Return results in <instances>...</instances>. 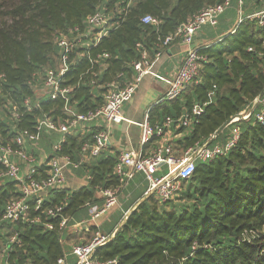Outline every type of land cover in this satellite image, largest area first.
I'll use <instances>...</instances> for the list:
<instances>
[{
  "label": "trees",
  "instance_id": "1",
  "mask_svg": "<svg viewBox=\"0 0 264 264\" xmlns=\"http://www.w3.org/2000/svg\"><path fill=\"white\" fill-rule=\"evenodd\" d=\"M117 1L8 0L1 4L8 9L12 21L9 28L0 29V73L4 76L0 83L1 143H10L19 130L33 132L43 114L56 122L66 119L61 100L36 97L33 89L38 74L57 66L53 35L68 27L83 26L84 18L98 6H112ZM222 1L133 0L119 25L91 50L92 54L106 52L109 57L95 84H90L88 74L73 91L70 103L75 111L85 113L99 107L106 90L103 86L116 74L123 73V79L130 77L129 63L139 56L136 43L147 48L152 57L157 34L173 33L202 7ZM145 14L157 18L160 25L156 28L142 24L140 17ZM227 30L218 33L214 41L198 46L206 61L180 97L186 95L185 112L194 104L200 105L202 112L188 128H179L180 132L186 129L184 136L169 143L180 155L196 143L208 142L211 146L223 142L236 125L239 139L235 147L226 155L196 160L192 175L182 181L174 200L159 203L152 195L146 197L112 237L96 248L94 257L98 260H115L116 264H264V120L249 118L228 125L210 140L219 127L246 109L264 90V25L259 27L244 18L232 31ZM248 47L253 50L248 51ZM87 66L85 58L69 65L64 76L66 83L74 84ZM26 98L30 99V110L23 106ZM13 107L20 115L17 120L11 112ZM180 115L177 112L172 117ZM165 117L152 121L149 115L148 120L151 124L161 123ZM96 130L91 125L66 134L60 154L79 160L81 145L91 141ZM48 136L43 134L40 141ZM57 140L56 134L51 136L49 145ZM154 140L156 137L149 143ZM118 153L108 147L88 163H82L78 168L84 174L81 186L49 191L39 211H30L31 216H40V223L5 225V236L16 234L19 239V243L10 245V263L55 264L63 250L70 251L71 245L65 244V249L60 241L61 217L49 219L43 210L63 204L62 216L74 217L87 203L97 204V188L117 182L114 166ZM18 195L13 181L0 183V212ZM119 219L120 216L111 225L110 233ZM45 222H51L53 228H46ZM95 231L94 226L82 231V236L88 238L84 243L92 239ZM71 260L74 264L73 257L69 263Z\"/></svg>",
  "mask_w": 264,
  "mask_h": 264
},
{
  "label": "built area",
  "instance_id": "2",
  "mask_svg": "<svg viewBox=\"0 0 264 264\" xmlns=\"http://www.w3.org/2000/svg\"><path fill=\"white\" fill-rule=\"evenodd\" d=\"M132 2L133 0H118L112 6L102 4L84 18L83 26H72L54 33L53 43L57 49V66L45 68L41 74H38L33 89L36 97L47 96L51 100H61L67 117L64 121L56 122L43 114L37 119L33 132L26 129L19 130L10 143H1L0 135V183L13 181L19 194L17 198L9 200L0 212L1 236H5L3 229L9 223H40V216H31L30 211H39L49 191L65 187L66 174L70 170L78 169L82 163H88L91 158L97 157L110 146L111 127L122 123L123 105L133 97L141 80L149 73L152 57L148 49L141 43L135 44L139 56L129 63L132 70L130 77L123 79V73H118L113 80L107 82L103 86L106 90L99 107L85 113H78L70 103V98L83 76L89 74L90 84H95L98 76L105 70L104 60L109 55L106 52L92 54L91 50L119 25ZM236 2L240 7L244 0H236ZM230 4L231 0H223L220 3L206 5L189 16L173 33L157 34L154 58L160 57L163 51L177 43L184 46L179 67L159 101H172L179 98L189 84L195 81L206 57L199 53L198 46L193 45L194 38L203 27L217 26L220 16L230 7ZM246 19L253 20L259 27L263 26L264 6L248 14ZM140 22L156 28L160 25V21L149 14L142 15ZM247 50L253 49L248 47ZM82 58L86 59L88 66L80 73L74 84H67L64 76L69 65ZM3 77L0 73V83ZM23 106L26 110L31 109L29 98L24 99ZM11 112L15 120L20 117L15 107ZM201 112L202 107L194 104L190 111L178 117L167 116L161 123L155 124H151L145 115L139 124L140 148L119 151L114 166L116 184L111 187L97 188L96 197L101 204L90 210L87 220H82L75 226L83 227L85 230L93 226L98 218L118 204L120 193L138 173L142 174L147 183L145 194L152 195L159 203H164L172 200L180 190L182 181L192 175L196 160L206 161L223 156L235 147L239 139V128L233 125L234 127L223 142L211 146H208L206 142L196 143L180 155L174 153L168 140L171 127L176 124L179 127L188 128ZM249 118L258 122L264 120V90L261 96L255 97L246 109L232 116L227 125ZM91 125L96 126L97 130L92 135L91 141L81 145L79 160L72 161L68 155L60 154L61 144L66 134L85 130ZM43 134H56L58 140L52 143L48 154L44 152L35 154ZM153 137L158 139V143L149 151L143 152L142 147ZM63 208V204H55L43 210L49 219L61 217L58 225L61 243L63 231L71 219L62 216ZM43 225L48 229L53 228L51 222H45ZM1 236L0 264H12L9 262L10 245L19 243V239L16 234L5 236L4 239ZM110 238V235H103L97 230L88 243L73 244L70 251L63 250V254L56 259L55 264H69L70 257H73L74 264H116L115 260L101 261L94 257L96 248L104 245Z\"/></svg>",
  "mask_w": 264,
  "mask_h": 264
},
{
  "label": "crops",
  "instance_id": "3",
  "mask_svg": "<svg viewBox=\"0 0 264 264\" xmlns=\"http://www.w3.org/2000/svg\"><path fill=\"white\" fill-rule=\"evenodd\" d=\"M201 44L202 42L197 44V42L194 40L193 45L197 46ZM183 50L184 46H182L180 43H177L171 46L169 49L163 51L160 57L154 58L152 56L149 73L143 77L133 97L123 105L124 120L122 123L115 124L111 127V139L109 147L118 152L121 150L139 149V124L145 115H147V117L151 115L152 121H157L164 116H175L177 112H181V114L185 113L186 95H182L178 99L172 101H159L161 96L166 91L169 81L179 67L183 57ZM183 94H185V92ZM171 128L170 134L168 135L169 142L180 139L186 133V129L182 132L178 131L181 127L176 124H174V126ZM148 143L142 147L143 152H147L152 149L158 143V139L156 138V140L153 142H150L149 144ZM162 170H164V168ZM136 175L142 176L140 173ZM136 175L129 183H132V181L136 178ZM66 176L65 187L68 189H75L84 183V174L78 169L70 170ZM129 183L127 186H129ZM146 189L147 185L146 188L142 189H140L138 186H133V188L130 190L131 193L126 196L121 192L118 197V204L114 207L109 216L104 219H97L93 226H96L98 232L101 234L110 235L112 237L116 229L123 222L128 212L132 210L138 202L148 197V195L145 194ZM100 204V200L97 204H89L84 209L76 212L74 217H70L71 219L68 223L70 226L67 225L65 229L72 227L74 228V232L70 231L68 237L69 235L72 236L77 229L81 232L85 230L83 227L76 228L75 224L82 220H87L89 218L90 210L93 207L99 206ZM111 216H113L112 219ZM118 216H120V219L113 232L110 233L109 229L116 221L115 218ZM82 233L81 237H76L78 240L83 239ZM62 241H64V243L69 246L72 245V241H67V236L66 238H62Z\"/></svg>",
  "mask_w": 264,
  "mask_h": 264
},
{
  "label": "rangeland",
  "instance_id": "4",
  "mask_svg": "<svg viewBox=\"0 0 264 264\" xmlns=\"http://www.w3.org/2000/svg\"><path fill=\"white\" fill-rule=\"evenodd\" d=\"M7 1L8 0H3L2 2L0 1V6L3 2L6 3ZM263 6H264V0H244L243 4L240 7L238 6L236 0H231L230 7L228 9H226L225 12L220 16L217 26H215V27H211V26L203 27L198 32V34L195 36L194 40L197 42V44L198 43L200 44L202 42L201 45H206L209 42L214 41L215 38H218L219 36L216 37V35L218 33L222 32L223 30H226V29H228L227 30L228 32L232 31L233 28L239 22H241L244 18H246V16L248 14H250L253 11L261 9ZM8 12H9L8 9L0 7V29L1 30L5 29V28H9V25H11V23H12ZM201 45H197V46H201ZM226 126H228V125H226ZM232 127H234V126H232ZM48 135H50V136L44 137L42 141H39V148L35 149V154H38L40 152H44L45 154H48L51 151V146L49 145L50 144L49 142H50L51 136H53L55 134H52V135L48 134ZM49 146H50V148H49ZM146 185H147V183L144 180V178L142 176L136 175V178L132 181V183H129V186H127L122 191V194L126 196L129 193H131L130 190L133 188V186H138V187H140V189H142V188H146ZM174 199H175V197L173 198V200ZM113 209L114 208L109 210L106 214H104L103 216H101L98 219L107 218L109 216V214L113 211ZM112 217L113 216H111V219H112ZM118 217L115 218V220H117ZM68 226H70V225H68ZM73 230H74V228H72V227H70L69 229L68 228L65 229L63 231L62 238H64V237L66 238V236H67V241H72V243H71L72 245L84 243V241L85 242L87 241L88 238H86V236H83V239H81V240H78L76 238V237H81V233H82L78 229L76 230V232L72 236L69 235V237H68V234H70V231L74 232ZM69 239H73V240H69ZM62 244H63L65 249H68V246L65 245L64 241H62ZM69 264H72V260L70 261Z\"/></svg>",
  "mask_w": 264,
  "mask_h": 264
},
{
  "label": "water",
  "instance_id": "5",
  "mask_svg": "<svg viewBox=\"0 0 264 264\" xmlns=\"http://www.w3.org/2000/svg\"><path fill=\"white\" fill-rule=\"evenodd\" d=\"M261 94H262V92L258 95V96H261ZM226 125H227V123H225V124H223L221 127H219L215 132H214V134L211 136V139L210 140H212L213 138H215L217 135H219L220 133H221V131L226 127ZM208 143V142H207ZM143 200H141L140 202H138L137 203V205L132 209V210H130L129 212H128V214L125 216V218H124V220H123V222L120 224V226L124 223V221L126 220V218L128 217V215L139 205V203H141ZM119 226V227H120ZM118 227V228H119ZM117 228V229H118ZM116 229V230H117Z\"/></svg>",
  "mask_w": 264,
  "mask_h": 264
}]
</instances>
